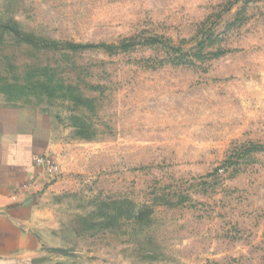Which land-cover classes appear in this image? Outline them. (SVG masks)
<instances>
[{
	"label": "rangeland",
	"instance_id": "374dc122",
	"mask_svg": "<svg viewBox=\"0 0 264 264\" xmlns=\"http://www.w3.org/2000/svg\"><path fill=\"white\" fill-rule=\"evenodd\" d=\"M20 110L61 146L50 264H264V0H0Z\"/></svg>",
	"mask_w": 264,
	"mask_h": 264
},
{
	"label": "crops",
	"instance_id": "0c3cea01",
	"mask_svg": "<svg viewBox=\"0 0 264 264\" xmlns=\"http://www.w3.org/2000/svg\"><path fill=\"white\" fill-rule=\"evenodd\" d=\"M30 112L0 114V264H50L47 248L65 249L48 243L39 225L40 196L60 171L50 180L37 159L58 164L61 146L48 124Z\"/></svg>",
	"mask_w": 264,
	"mask_h": 264
},
{
	"label": "built area",
	"instance_id": "2783aa9c",
	"mask_svg": "<svg viewBox=\"0 0 264 264\" xmlns=\"http://www.w3.org/2000/svg\"><path fill=\"white\" fill-rule=\"evenodd\" d=\"M37 165L42 168L43 175L47 176L50 180H54L59 175V166L56 162H51L44 157H40L37 159Z\"/></svg>",
	"mask_w": 264,
	"mask_h": 264
}]
</instances>
